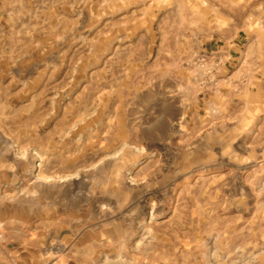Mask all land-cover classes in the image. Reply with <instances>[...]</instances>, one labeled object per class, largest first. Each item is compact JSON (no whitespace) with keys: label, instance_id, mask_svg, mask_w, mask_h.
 <instances>
[{"label":"rangeland","instance_id":"374dc122","mask_svg":"<svg viewBox=\"0 0 264 264\" xmlns=\"http://www.w3.org/2000/svg\"><path fill=\"white\" fill-rule=\"evenodd\" d=\"M0 264H264V0H0Z\"/></svg>","mask_w":264,"mask_h":264}]
</instances>
